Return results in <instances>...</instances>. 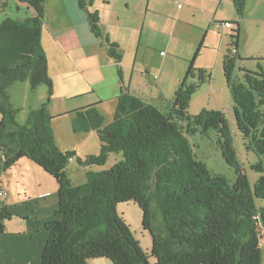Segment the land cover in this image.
<instances>
[{
    "label": "trees",
    "instance_id": "16d2710c",
    "mask_svg": "<svg viewBox=\"0 0 264 264\" xmlns=\"http://www.w3.org/2000/svg\"><path fill=\"white\" fill-rule=\"evenodd\" d=\"M16 1L35 15L0 23V175L27 158L58 184V207L45 224L48 239L40 264H87L101 258L112 264H151L150 258L155 264H261L264 68L257 64L258 71L242 70V80L233 77L239 60V23L230 31L222 69L237 131L245 149L258 157L250 165L259 173L252 188L238 161L225 114L202 110L190 116L187 112L192 95L211 78L205 70L194 68L201 45L164 112L129 93L122 80L118 45L100 30L92 0L75 1L107 58L116 63L120 94L109 122L96 105L71 113L74 133L97 135L98 154L80 158L75 151L59 149L49 113L53 82L41 42L46 0ZM247 1L232 0L237 18L243 17ZM192 78L196 82L188 83ZM24 81L33 91L46 86L48 100L30 109L22 126L8 90ZM211 131L223 161L234 173L232 182L209 171L192 154L186 136L206 137ZM111 154H121L122 159L109 169H92L104 166ZM74 158L85 168L84 181L78 184L67 170ZM128 202L141 209L142 229L152 240L149 255L116 212L118 204ZM12 217L0 200V234Z\"/></svg>",
    "mask_w": 264,
    "mask_h": 264
},
{
    "label": "crops",
    "instance_id": "0c3cea01",
    "mask_svg": "<svg viewBox=\"0 0 264 264\" xmlns=\"http://www.w3.org/2000/svg\"><path fill=\"white\" fill-rule=\"evenodd\" d=\"M92 1V11H97L99 16L100 30L118 45L124 85L131 95L158 108L168 100L172 101L199 45L200 52L194 62L204 54L216 62L213 55L223 59L229 43L225 36L235 27L233 23H239L238 53L240 47L248 46V33L256 34L261 30L264 37V30L260 27L263 25L264 28V9L261 14L258 11L262 8V0H248L241 18H237L232 0H122L124 7L129 9L131 4V14L137 15L132 21L122 18V10L116 7L117 0ZM8 2L0 0V10L7 8ZM176 3L177 8L174 9L172 5ZM14 5L16 11L26 10L27 17L35 15L25 4L15 0ZM44 10L46 21L43 26L47 30L48 49L44 38L43 48L48 59L55 53L56 57H52L57 63L52 71L47 59L55 87V98L49 102V112L54 117L52 129L56 144L62 151H75L80 158L98 154L100 142L97 135L92 132L74 133L72 126L64 134L56 122L66 118V122L71 124V113L90 105H96L109 122L121 86L116 63L107 58L75 0H46ZM253 10L257 11L250 19ZM216 22H230L232 28L220 33L215 29ZM250 23H255V26L250 27ZM168 34L170 38L166 39V47L178 51L179 44L185 40L189 50L175 55L163 54L156 42L160 39L164 43ZM252 43L255 41L249 45ZM262 45L261 57H264V41ZM174 60L185 63L184 68H176ZM167 63L170 64L169 72ZM44 102L42 100L41 104ZM90 142L93 146L91 152L83 151ZM78 167V171H85L84 167ZM0 190L3 193L0 200L13 214L5 221L4 231L0 234V264H40L48 239L45 224L58 207L56 180L29 159L21 158L1 173ZM259 247L261 264H264V238L260 239ZM87 264L112 263L101 258L89 260Z\"/></svg>",
    "mask_w": 264,
    "mask_h": 264
},
{
    "label": "rangeland",
    "instance_id": "374dc122",
    "mask_svg": "<svg viewBox=\"0 0 264 264\" xmlns=\"http://www.w3.org/2000/svg\"><path fill=\"white\" fill-rule=\"evenodd\" d=\"M14 1L15 0H9L7 4V8L5 7L4 10L3 9L0 10V23L7 18L12 20H17L29 16L26 10L16 11ZM261 5L262 8L258 10L260 14L261 12H263L262 9H264L263 8L264 0H262ZM116 7L118 10H122L121 16L123 19H125L126 17L131 21L136 19L137 15L133 16V14H131L133 12V8L131 4L129 5V9H128L124 7V5L122 4V0H117ZM172 7L176 9L177 3L173 4ZM255 11L257 10L252 11L251 13L252 15L251 17H249L250 19H253ZM138 18L141 19V15H139ZM45 21H46V17H45ZM219 23H230V22H219ZM214 24L216 29L217 22ZM254 26L255 23L254 24L250 23V27H254ZM260 27L261 29L264 30L263 25H261ZM44 28L45 26H43V29ZM46 31H47L46 28L45 31L42 30L41 42L43 46V38H44V45L47 46L48 49V43L45 38ZM216 31L220 33L223 32L222 29L220 30L216 29ZM262 32L263 31L260 30L256 34L252 32L248 33L249 35L247 41L248 46L245 45L239 48V53H238L239 60L237 61L236 68L233 72V77L235 79L242 80V75H243L242 70H247L251 72L258 71L257 64H261L262 67L264 68V61L261 60L262 58H264L261 57V52L263 53L262 42L264 41ZM149 33L151 34V32ZM229 34L230 31H227L225 36L226 41L227 40L229 41ZM167 38H170V34H168L167 37L164 39L165 40L164 43H162L160 39H158L156 42L157 46L159 47V50H161L163 54L167 52L169 55L172 54L175 55L176 53L178 54V52L180 53L181 51L185 52L189 50L185 40L179 44L178 51L177 50L174 51L172 47L171 48L166 47ZM254 41L255 43L249 45V43ZM202 51L209 52L208 50H202ZM50 56L51 57H49L48 59L46 55L48 61L50 60V70L53 71L54 68L57 66L56 60H54L52 57L55 56V53H53V55L51 54ZM150 56L152 57L153 54L151 53ZM213 57L215 58L216 62L213 59H210L209 55L204 54V56H200L194 63V68L196 69L204 68L203 70H205L206 73L210 74L211 78L210 80H207L204 84H202L200 88L197 89L196 92L192 95L187 112L190 116L197 115L202 110H217L225 114V117L229 124V129L232 134L233 145L236 150L238 161L248 178L250 187L252 188L254 182L259 176V173L251 170L250 165L256 163L258 161V157L254 153L246 150L244 147V141L240 136L239 132L237 131L235 125L234 114H233V102L224 78L223 69H222V60H219L218 56L215 57L213 55ZM184 64L185 63L181 62V60L180 61L174 60V65L176 68L179 67L184 68ZM169 67L170 64L167 63L166 70L168 72H169ZM194 82H196V78H192L188 80V83H194ZM54 94H55V87L53 86V96L51 97V100L55 98ZM8 97H9V103L12 106V108L18 111L17 120L19 119V117L20 119L17 121V123L23 126L27 121V114L29 110L38 108L41 105L42 100L45 101L48 100V92H47V87L44 85L39 86L36 90L33 91L30 89L28 82L24 81L13 84V86L10 87L8 90ZM170 102L171 99L168 100L167 103H164L162 107H160V109L164 112H167L171 105ZM261 110L264 112V105L261 107ZM56 124L59 126L60 131L62 130L64 134L66 133V131L69 132L71 130V124L66 122V118L58 120ZM92 133L96 135L94 132ZM186 139L188 140L192 154L195 156L197 160L202 161L206 165L209 171L224 176L230 182L233 181L234 173L232 169L229 168V166L223 161L221 157L220 150L216 145V134L214 131H211L206 137H202L197 134L194 136H186ZM92 142L88 143L85 149H83V151L91 152L93 148ZM121 159H122L121 154H111L104 166L93 167L92 169L94 171L109 169L111 166H113L116 162H118ZM78 169L80 168L78 167V164L74 158L73 163L70 164L68 167V172H69V178L75 184L82 183L84 181V174H83L84 172L78 171ZM257 203L260 204L259 201ZM116 212L119 215V217L123 219L125 224L128 226L133 238L138 243L140 249L144 253L149 255L151 251L152 240L149 233L142 229L141 209L134 202H128V203L118 204L116 207ZM263 238L264 236L261 237V240H263ZM149 261L151 264H155L156 262L154 258H150Z\"/></svg>",
    "mask_w": 264,
    "mask_h": 264
},
{
    "label": "built area",
    "instance_id": "2783aa9c",
    "mask_svg": "<svg viewBox=\"0 0 264 264\" xmlns=\"http://www.w3.org/2000/svg\"><path fill=\"white\" fill-rule=\"evenodd\" d=\"M232 28V25L230 24V23H217L216 24V29L217 30H220V29H222V30H226V29H231ZM69 161H71V160H69ZM3 196V193H2V191L0 190V198Z\"/></svg>",
    "mask_w": 264,
    "mask_h": 264
}]
</instances>
